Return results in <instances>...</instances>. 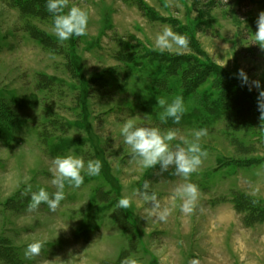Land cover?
Returning a JSON list of instances; mask_svg holds the SVG:
<instances>
[{"label": "rangeland", "instance_id": "374dc122", "mask_svg": "<svg viewBox=\"0 0 264 264\" xmlns=\"http://www.w3.org/2000/svg\"><path fill=\"white\" fill-rule=\"evenodd\" d=\"M17 1L0 0V264H122L126 258L138 264H264V221L245 226L251 211L238 213L234 204L238 195L256 211L264 207V127L257 107L264 49L254 40L264 0H68L69 7L88 10L90 19L87 35L66 42L53 32L50 14H25ZM164 26L188 37L182 55L155 48ZM180 57L221 69L254 98L256 121L216 108L214 74L191 95L182 89L180 72L161 82L168 72L164 59ZM240 69L249 77L246 85L237 78ZM177 96L186 107L181 122H161L158 99L170 103ZM127 120L175 130L173 149L206 129L200 144L207 155L187 180L174 167L145 169L123 143ZM69 153L86 162L99 159L100 174L85 176L80 189L66 186L55 213L46 205L29 212L27 186L54 192L52 161ZM145 182L161 208L171 209L167 222L143 199ZM188 182L199 195L184 213L173 195ZM124 197L131 201L127 209L118 207ZM36 240L44 247L27 260L24 250Z\"/></svg>", "mask_w": 264, "mask_h": 264}, {"label": "clouds", "instance_id": "9594fccd", "mask_svg": "<svg viewBox=\"0 0 264 264\" xmlns=\"http://www.w3.org/2000/svg\"><path fill=\"white\" fill-rule=\"evenodd\" d=\"M67 9V11H65ZM46 11L53 20V32L60 42H66L73 37H83L88 34V24L90 12L76 5L69 7L68 0H47ZM257 31L254 33L255 43L264 49V11L260 12L256 20ZM154 46L160 51H175L177 55H182L183 50L189 46V39L186 35L175 32L172 27L164 26L154 38ZM237 78L242 84L248 83L247 73L240 69ZM259 88V82H256ZM158 105L164 108L160 115L161 122L167 123L169 119L175 124H179L186 112L184 98L177 96L169 103L164 98L158 99ZM257 107L260 112L261 127H264V91L259 93ZM120 134L123 143L131 149L132 158L145 169L155 168L159 165L161 171H167L174 167L175 174L187 180L202 164V160L207 153L202 149L200 140L207 135L206 129H199L192 133V140H184L186 147H170V142L177 138L175 130L162 131L158 127L150 125L137 126L134 120H127L123 123ZM102 169V162L99 159L88 160L71 153L57 156L52 161L49 169L52 179L51 184L55 187L54 192H49L44 187L33 190L29 184L25 190V195L30 196L27 210L29 212L38 211L41 205H46L48 210L55 213L61 202L65 199V188L80 189L85 182V176H97ZM150 185L144 183L142 196L150 203L152 211L159 221L167 222L171 215V209L161 208L157 194L149 191ZM198 187L194 183H183L174 190L173 199L182 201L181 212L189 213L193 210L198 199ZM131 201L128 197L118 201V207L127 209ZM44 247L40 240L29 243L24 250V257L27 260H34L38 257ZM122 264H138L137 260L126 258Z\"/></svg>", "mask_w": 264, "mask_h": 264}, {"label": "trees", "instance_id": "16d2710c", "mask_svg": "<svg viewBox=\"0 0 264 264\" xmlns=\"http://www.w3.org/2000/svg\"><path fill=\"white\" fill-rule=\"evenodd\" d=\"M17 2L20 4L22 10L25 8V14L29 13L42 18L49 16V13H47L46 11L47 0H22L21 2L20 0H18ZM33 37L38 39L39 42L44 46L54 48V45L49 42L50 39L48 40L46 37H44V35L39 34V32L33 33ZM196 62L197 61H194L192 58L184 57L164 59V63L165 65H167L166 68L168 72L163 74L161 82L167 83L172 75L180 72L182 74V77L180 79L181 85L183 87L182 89L185 91L186 95H191L196 91V88L199 85L205 82L200 80H202V78H204L206 74H214L217 77V79L213 77L216 79L215 81L217 85H215L217 86V88H219L220 92V103L216 104V108L219 110L221 109V107L228 110L234 109V112L241 117H243V115L247 113L250 117V121H252L254 119V115L256 116L254 112L256 108L253 107V104H255L254 98H251L250 95L244 94L240 87L232 85L229 81L230 79H228V77H226L223 72H221V69H216L214 65L209 66L207 64L205 66L202 64L201 66H199V64H197ZM251 111L253 115L251 114ZM234 202L235 209L238 213H242L243 210L251 211L250 213L244 214L243 223L245 226L252 227L254 225V221H258L255 224L259 223L260 221H264V207L262 211H256L252 206L255 205L254 203H249L247 201L245 202L244 197L238 195L235 196ZM250 206H252V208H250ZM248 215L250 216L248 217Z\"/></svg>", "mask_w": 264, "mask_h": 264}]
</instances>
